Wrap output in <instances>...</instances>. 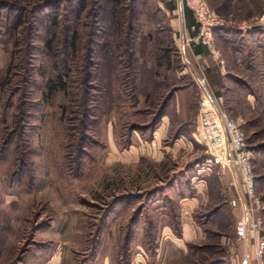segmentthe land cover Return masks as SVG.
<instances>
[{
	"label": "rangeland",
	"instance_id": "rangeland-1",
	"mask_svg": "<svg viewBox=\"0 0 264 264\" xmlns=\"http://www.w3.org/2000/svg\"><path fill=\"white\" fill-rule=\"evenodd\" d=\"M205 2L210 61L185 0H0V264H245L203 112L240 123L264 222V0Z\"/></svg>",
	"mask_w": 264,
	"mask_h": 264
},
{
	"label": "built area",
	"instance_id": "built-area-1",
	"mask_svg": "<svg viewBox=\"0 0 264 264\" xmlns=\"http://www.w3.org/2000/svg\"><path fill=\"white\" fill-rule=\"evenodd\" d=\"M188 7L194 12L196 21L199 24V35L197 43H202L214 53L213 42L210 40L212 27L215 25V18L205 0H185ZM184 5L182 7V10ZM206 95L209 96L207 90ZM210 98V97H209ZM212 101V99H211ZM213 102V101H212ZM214 114L218 116L221 126L220 144L213 141V149L207 159L208 169L216 168L220 173L221 169L232 170L234 177L240 185L238 194L232 198V206L243 205L244 215L238 221L236 233L239 238L251 237L255 240L253 257L258 264H264V222L258 216L259 203L255 195V175L253 164L247 148L245 133L240 123L221 111L214 104L212 108L204 111L205 118L211 119ZM206 126L211 128L207 120ZM222 146V147H221Z\"/></svg>",
	"mask_w": 264,
	"mask_h": 264
},
{
	"label": "trees",
	"instance_id": "trees-1",
	"mask_svg": "<svg viewBox=\"0 0 264 264\" xmlns=\"http://www.w3.org/2000/svg\"><path fill=\"white\" fill-rule=\"evenodd\" d=\"M183 13H184L185 25L187 29L192 32L193 37H196L199 32V24L196 21L194 12L188 6H184ZM205 47L206 46L203 45L202 43H194L192 45V49L196 54L205 53L206 52ZM49 88L51 92L54 93L58 87L55 84L49 83Z\"/></svg>",
	"mask_w": 264,
	"mask_h": 264
},
{
	"label": "crops",
	"instance_id": "crops-1",
	"mask_svg": "<svg viewBox=\"0 0 264 264\" xmlns=\"http://www.w3.org/2000/svg\"><path fill=\"white\" fill-rule=\"evenodd\" d=\"M184 21H185V18H184ZM188 30V29H187ZM189 31V30H188ZM190 33H191V35H192V32L191 31H189ZM193 36V35H192ZM193 38H196V37H193ZM194 44V43H193ZM192 44V45H193ZM206 48V52L205 53H195L194 51H193V49H192V52H193V55H194V57L195 58H197V59H201V60H205V61H210L211 59H212V55L208 52V48L207 47H205ZM222 97H223V95H221V96H219V98L220 99H222ZM229 175H230V177H231V179L234 181V183L236 184V187H237V191L239 190V187H240V185L238 184V182L236 181V179H235V177H234V174H233V172H232V170H230L229 169ZM227 178L228 179H230L228 176H227ZM237 211L239 212V214H240V216H242L243 215V213H244V208H243V206H239V207H237ZM244 240H245V242L247 243V244H249V253H248V256H247V259H245V261H244V263L245 264H253L252 262H253V260H252V258H253V247H251V242H252V238L251 237H247V238H244ZM247 260V261H246Z\"/></svg>",
	"mask_w": 264,
	"mask_h": 264
},
{
	"label": "bare ground",
	"instance_id": "bare-ground-1",
	"mask_svg": "<svg viewBox=\"0 0 264 264\" xmlns=\"http://www.w3.org/2000/svg\"><path fill=\"white\" fill-rule=\"evenodd\" d=\"M208 100V99H207Z\"/></svg>",
	"mask_w": 264,
	"mask_h": 264
}]
</instances>
